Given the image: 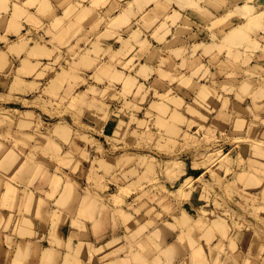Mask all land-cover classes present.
I'll list each match as a JSON object with an SVG mask.
<instances>
[{
    "label": "rangeland",
    "instance_id": "1",
    "mask_svg": "<svg viewBox=\"0 0 264 264\" xmlns=\"http://www.w3.org/2000/svg\"><path fill=\"white\" fill-rule=\"evenodd\" d=\"M2 1V200L126 223L88 264H264V0Z\"/></svg>",
    "mask_w": 264,
    "mask_h": 264
},
{
    "label": "crops",
    "instance_id": "2",
    "mask_svg": "<svg viewBox=\"0 0 264 264\" xmlns=\"http://www.w3.org/2000/svg\"><path fill=\"white\" fill-rule=\"evenodd\" d=\"M34 192H36L35 199L30 202L32 206L30 205V211L28 212L25 208L26 198L22 195L21 190H19L17 194L18 199L14 200L13 202V209L15 210L12 212L9 211V209L13 204L11 205L2 200V197L6 193L4 186L0 191V214L2 215H0V264H44L45 261L47 264H65V257L66 254H68L69 237H71V234L74 233L75 236L73 237V241L76 243V245H78L80 242L85 243L83 248L78 253V264L80 262H83V264H88L87 257L89 255V243L98 248L99 244L101 243L98 239L104 233L109 234L107 239L108 242L114 238H117V231H114L115 224L120 227V230L125 228L126 223L123 224L120 220L115 223L111 217H103L104 230L97 232L95 231L94 223L95 219H98V217L95 215L94 220H91V218L88 219L85 217H78V225L76 227L72 226V219L69 221L68 219L66 221L64 220L60 222L58 229L53 231V199L48 197V189H44V191H42L44 194H41V192H38L36 189ZM12 195L15 197L14 193H12ZM40 198H42V201ZM80 201L81 200L78 201L76 210H78L77 208L79 207ZM37 209L38 211H36ZM11 212L14 213V216L7 218L9 214H12ZM26 232L34 233L28 234ZM52 241L57 242L52 243ZM122 241L125 244L124 238H122ZM27 243L28 247L26 248ZM48 250L49 252L51 250V252L49 253ZM53 250H55L59 255L56 254V252H53V254ZM46 251L49 254H45ZM48 258L50 259L49 262L47 261ZM43 259L44 261H42Z\"/></svg>",
    "mask_w": 264,
    "mask_h": 264
},
{
    "label": "bare ground",
    "instance_id": "3",
    "mask_svg": "<svg viewBox=\"0 0 264 264\" xmlns=\"http://www.w3.org/2000/svg\"><path fill=\"white\" fill-rule=\"evenodd\" d=\"M58 1H59V0H58ZM0 2H1V0H0ZM40 2H41V1H40ZM49 2H50V1H49ZM61 2H62V0H61ZM8 3H9V2H8ZM8 3H5V2H4V5H5V4L8 5ZM17 3H18V2H17ZM41 3H42V4H41ZM41 3H40L41 5H45V6H46V3H45V4H44V2H41ZM14 4H15V2H14ZM115 4L117 5V3L114 2L113 5H115ZM1 5H3V1H2V4L0 3V6H1ZM16 5H17V4H16ZM41 5H39V6H41ZM48 5H49V3H48ZM116 5H115V6H116ZM244 5L247 6V7H249L250 10L253 9V4H252V3L245 2ZM20 6H21V5H20ZM20 6H19V3H18V6H17V7H20ZM117 6H118V5H117ZM4 7H7V6H4ZM15 7H16V6H15ZM46 7H47V6H46ZM128 7H129V6H128ZM41 8H42V7H41ZM42 9L45 10V7L43 6ZM51 9H52V8H51ZM51 9H50V10H51ZM15 10H16V8H15ZM50 10L48 9V11H49L48 14H49V15H50V12H51ZM45 11H47V10H45ZM12 12H13V11H12ZM33 13H34V12H33ZM41 13H42V12H41ZM44 13H45V12H43V14H44ZM46 13H47V12H46ZM27 14H28V13H27ZM48 14H47V16H49ZM51 15H52V14H51ZM250 15L252 16L253 19H259V20H260L261 18H264V10L259 11V13H257V14H250ZM41 20H42V19H41ZM250 20H251V19H250ZM251 21H252V20H251ZM229 29H230V28H229ZM240 30H241L240 27H239V28H238V27L233 28V29H231V30L228 32V33H229L228 36H230V35L233 34V33H236L237 31H240ZM227 31H228V30H227ZM10 204H11V203H10ZM12 204H13V203H12ZM12 204H11V205H12ZM11 205H10V206H11ZM79 205H80V204H79ZM13 206H14V204H13ZM13 206L10 207V209L13 208ZM77 206H78V205H77ZM0 207H1V206H0ZM10 209H9V211H13V210H15V209H11V210H10ZM38 209H39V208H38ZM38 209H37L36 211H38ZM77 209H78V208H77ZM40 212H41V211H40ZM9 213H10V212H9ZM11 213H12V212H11ZM41 213H42V212H41ZM125 213H126V212H125ZM125 213H124V214H125ZM7 214H8V213H7ZM0 215H1V214H0ZM9 215H10V214H9ZM9 215L7 216V218H9L10 216H12V215H10V216H9ZM1 216H2V215H1ZM1 219H2V218H1ZM21 220H22V219H21ZM133 224H134V223H133ZM39 225H40V224H39ZM92 225H93V224H92ZM99 229H100V228H99ZM27 231H28V230H27ZM36 232H37V231H36ZM49 232H50V231H49ZM26 233L30 234V233H34V232H26ZM39 233H40V232H39ZM57 234H58V233H57ZM33 235H34V234H33ZM54 235H55V234H54ZM58 235H59V234H58ZM62 235H63V234H62ZM55 239H57V238H55ZM55 239H54V240H55ZM61 239H62V238H61ZM57 240H59V239H57ZM16 242H17V241H16ZM55 242H57V241H55ZM15 247H16V246H15ZM27 247H28V243H27L26 248H27ZM98 247H100V246H98ZM19 251H20V248H19ZM59 251H60V250H59ZM48 252H49V250H48ZM48 252L46 251L45 254H47ZM50 252H51V250H50ZM50 252H49V253H50ZM53 252L55 253L56 251L53 250L52 253H53ZM49 253H48V254H49ZM54 253H53V254H54ZM109 253H110V252H109ZM56 254H58V253L56 252ZM107 254H108V253H107ZM43 255H44V253H43ZM58 255H59V254H58ZM47 256H48V255H47ZM55 256H56V255H55ZM55 256H54V257H55ZM49 257H50V255H49ZM46 258H47V257H46ZM122 258H123V256L120 258L121 260L119 259L120 261H117V264H118V262H120L119 264H121V262H122ZM195 258L198 259L197 257H195ZM44 259H45V258H44ZM44 259H43L42 261H44ZM57 259H58V257H57ZM117 259H118V258H117ZM170 259H171V258H170ZM45 260H46V259H45ZM49 260H50V259L48 258L47 261L49 262ZM55 260H56V259H55ZM115 260H116V259H115ZM126 261H128V258H127V260L125 259V262H126ZM195 261H196V260H195ZM197 261H198V260H197ZM169 262H170V261H169ZM199 262H200V261H199ZM45 263H46V261H45ZM45 263H44V264H45ZM80 263H81V262H80ZM80 263H79V264H80ZM108 263H110V262H108ZM114 263H115V262H114ZM194 263H195V262H194ZM196 263H198V262H196ZM201 263H202V262H200L199 264H201ZM46 264H47V263H46ZM65 264H66V263H65ZM77 264H78V263H77ZM81 264H83V262H82ZM112 264H113V263H112ZM115 264H116V263H115Z\"/></svg>",
    "mask_w": 264,
    "mask_h": 264
}]
</instances>
